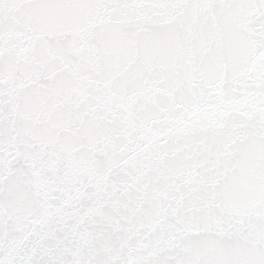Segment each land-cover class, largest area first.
Here are the masks:
<instances>
[{"label":"snow or ice","instance_id":"6c2138e0","mask_svg":"<svg viewBox=\"0 0 264 264\" xmlns=\"http://www.w3.org/2000/svg\"><path fill=\"white\" fill-rule=\"evenodd\" d=\"M0 264H264V0H0Z\"/></svg>","mask_w":264,"mask_h":264}]
</instances>
